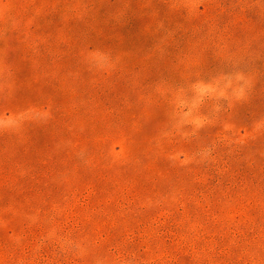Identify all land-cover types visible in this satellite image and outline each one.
Wrapping results in <instances>:
<instances>
[{
  "label": "rangeland",
  "instance_id": "rangeland-1",
  "mask_svg": "<svg viewBox=\"0 0 264 264\" xmlns=\"http://www.w3.org/2000/svg\"><path fill=\"white\" fill-rule=\"evenodd\" d=\"M0 264H264V0H0Z\"/></svg>",
  "mask_w": 264,
  "mask_h": 264
}]
</instances>
